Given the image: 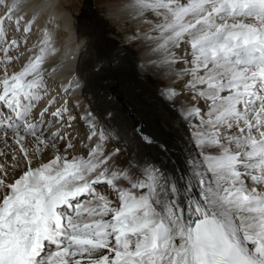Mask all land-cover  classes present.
I'll use <instances>...</instances> for the list:
<instances>
[{
  "label": "snow or ice",
  "instance_id": "snow-or-ice-1",
  "mask_svg": "<svg viewBox=\"0 0 264 264\" xmlns=\"http://www.w3.org/2000/svg\"><path fill=\"white\" fill-rule=\"evenodd\" d=\"M0 6V264H264V0H125L161 80L132 134L73 114L54 30Z\"/></svg>",
  "mask_w": 264,
  "mask_h": 264
},
{
  "label": "bare ground",
  "instance_id": "bare-ground-1",
  "mask_svg": "<svg viewBox=\"0 0 264 264\" xmlns=\"http://www.w3.org/2000/svg\"><path fill=\"white\" fill-rule=\"evenodd\" d=\"M6 2L10 3V0ZM87 3L93 4V0H11V4L20 6L13 14L14 19L22 16L25 20L36 21L37 26L43 23L54 30L59 51L53 65L57 72L50 78L53 94L73 77L83 85L68 94L70 107L77 103L81 105L73 114L79 112L82 115L88 108L97 112L112 111L129 134L133 128L145 132L157 130L162 110L158 107L155 92L161 80L150 70L141 73L139 65L153 57L149 50L129 42L135 24L123 11L125 0H98V5L118 25L112 32L116 39L115 53L104 50L103 45L109 39L99 37L101 42H98L94 35L95 26L83 20L82 8ZM4 14L2 10L0 17ZM38 35L37 31L29 43H36ZM148 68H151L150 63ZM75 123L78 135L82 136V122Z\"/></svg>",
  "mask_w": 264,
  "mask_h": 264
},
{
  "label": "rangeland",
  "instance_id": "rangeland-1",
  "mask_svg": "<svg viewBox=\"0 0 264 264\" xmlns=\"http://www.w3.org/2000/svg\"><path fill=\"white\" fill-rule=\"evenodd\" d=\"M82 18L86 23L92 24L96 28L94 35L98 37V42H101L99 37H107L108 42L104 44V50L110 51V53L116 52V40L112 34L113 30L116 31L118 25L111 20L105 10L98 5V0H93L92 3H87V6L82 8ZM116 28V29H115ZM102 31V32H101ZM111 37V38H110ZM106 56V53L103 54V57Z\"/></svg>",
  "mask_w": 264,
  "mask_h": 264
}]
</instances>
